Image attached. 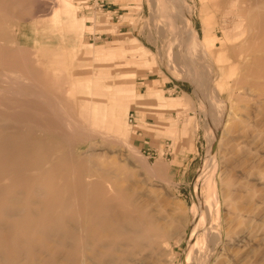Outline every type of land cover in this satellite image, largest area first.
<instances>
[{
    "label": "rangeland",
    "instance_id": "rangeland-1",
    "mask_svg": "<svg viewBox=\"0 0 264 264\" xmlns=\"http://www.w3.org/2000/svg\"><path fill=\"white\" fill-rule=\"evenodd\" d=\"M26 1L0 0V37L16 39L7 45L32 55L34 77L50 85L53 100L71 111L74 123L90 124L99 104L121 124L120 147L94 139L73 156L99 163L141 196L156 191L167 205L175 228L154 264H194L187 252L193 233L200 241L197 264H263L264 25L257 27L252 0H127L122 10L109 3L115 0H103L105 12L97 10V0H66L81 26L63 14L61 22L53 19L61 0ZM247 195L253 198L242 211L252 213L242 226L236 204ZM7 220L0 216V223ZM19 228H0V259L11 251L10 241L17 245L16 237H24ZM222 246L228 259L218 260Z\"/></svg>",
    "mask_w": 264,
    "mask_h": 264
},
{
    "label": "bare ground",
    "instance_id": "bare-ground-1",
    "mask_svg": "<svg viewBox=\"0 0 264 264\" xmlns=\"http://www.w3.org/2000/svg\"><path fill=\"white\" fill-rule=\"evenodd\" d=\"M33 1L36 4L37 1ZM40 1L42 3L43 0ZM61 1V5L56 6L51 13L53 19L59 23L63 14L66 20L81 26L83 21L76 15V10L69 7L66 0ZM22 6L25 5L22 3ZM249 6L256 11L257 27L260 28L264 25V0H252ZM167 17L169 25H173L171 16ZM7 43L18 42L16 39L0 37V216L8 219L5 224L0 223V228L5 231L8 224L20 225L21 229L17 233L24 237H16L19 246L13 241L9 242L11 251L8 250L9 254H4L5 257L1 254L0 264L158 263L163 239L175 219L164 207L166 204L161 203L156 191L155 194H148V190V195L141 196L139 194L143 192L137 194L134 188L124 187L116 176L104 171L99 163H93L91 159L79 163L73 156L74 152L81 154L82 146L94 139H105L120 147L123 143L121 124L99 104L95 106L90 124L78 120L79 123H74L71 111L68 113L69 110L66 112L62 108L65 103L61 100V107L53 100L50 85L43 83L41 75L39 79L34 77L38 74V68L31 60L32 55L22 46ZM84 118L86 121L87 118ZM40 119L45 124L38 123ZM102 122L107 124L104 129V124L102 128L100 126ZM36 135L41 136V142L30 138ZM50 164L53 167L49 169L47 167ZM211 196L210 192L204 200L206 208L212 205ZM241 198L236 204L235 223L243 226L251 219L252 212L242 211L248 195ZM252 198H249V202ZM36 233H39L38 236L32 235ZM253 233L254 230H249L246 237L253 239L250 237ZM43 234L48 237L43 238ZM195 235L190 234L187 252L197 264L199 261L196 263L194 256L200 251V241ZM227 249L223 246L219 251L214 248V251L219 252L218 260L227 258Z\"/></svg>",
    "mask_w": 264,
    "mask_h": 264
},
{
    "label": "crops",
    "instance_id": "crops-1",
    "mask_svg": "<svg viewBox=\"0 0 264 264\" xmlns=\"http://www.w3.org/2000/svg\"><path fill=\"white\" fill-rule=\"evenodd\" d=\"M127 2H128L127 0H115V1H111V2L109 1V3H111V4H113L115 6L114 10L125 9L126 6L124 4L127 3ZM109 7H110V5H109ZM109 11H111V10H109ZM173 88L177 89V88H179V86L178 85H173ZM134 92H135V89H134Z\"/></svg>",
    "mask_w": 264,
    "mask_h": 264
},
{
    "label": "built area",
    "instance_id": "built-area-1",
    "mask_svg": "<svg viewBox=\"0 0 264 264\" xmlns=\"http://www.w3.org/2000/svg\"><path fill=\"white\" fill-rule=\"evenodd\" d=\"M94 2H96L95 6H96L97 10L105 12V2L103 0H97ZM107 12H110V11L107 10Z\"/></svg>",
    "mask_w": 264,
    "mask_h": 264
}]
</instances>
